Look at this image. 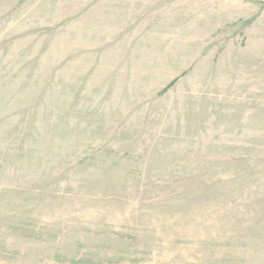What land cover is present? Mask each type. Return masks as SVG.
I'll return each instance as SVG.
<instances>
[{"label": "rangeland", "instance_id": "rangeland-1", "mask_svg": "<svg viewBox=\"0 0 264 264\" xmlns=\"http://www.w3.org/2000/svg\"><path fill=\"white\" fill-rule=\"evenodd\" d=\"M0 264H264V0H0Z\"/></svg>", "mask_w": 264, "mask_h": 264}]
</instances>
